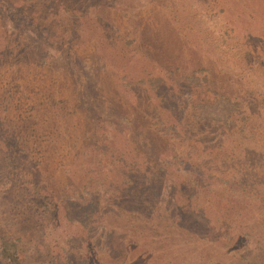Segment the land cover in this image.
Wrapping results in <instances>:
<instances>
[{
  "label": "rangeland",
  "instance_id": "374dc122",
  "mask_svg": "<svg viewBox=\"0 0 264 264\" xmlns=\"http://www.w3.org/2000/svg\"><path fill=\"white\" fill-rule=\"evenodd\" d=\"M0 236L264 264V0H0Z\"/></svg>",
  "mask_w": 264,
  "mask_h": 264
},
{
  "label": "trees",
  "instance_id": "16d2710c",
  "mask_svg": "<svg viewBox=\"0 0 264 264\" xmlns=\"http://www.w3.org/2000/svg\"><path fill=\"white\" fill-rule=\"evenodd\" d=\"M205 113V117H216L214 114L209 115L207 112ZM212 113L215 112L213 111ZM0 259L10 264H19L18 244L14 239H6L0 236Z\"/></svg>",
  "mask_w": 264,
  "mask_h": 264
}]
</instances>
